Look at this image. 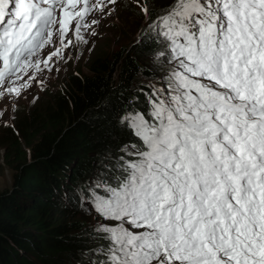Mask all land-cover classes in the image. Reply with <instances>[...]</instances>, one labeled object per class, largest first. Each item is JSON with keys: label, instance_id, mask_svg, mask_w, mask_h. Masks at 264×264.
<instances>
[{"label": "snow or ice", "instance_id": "6c2138e0", "mask_svg": "<svg viewBox=\"0 0 264 264\" xmlns=\"http://www.w3.org/2000/svg\"><path fill=\"white\" fill-rule=\"evenodd\" d=\"M119 2L0 0V117L35 79L21 74L87 43L89 14ZM129 4L168 72L122 120L138 143L82 197L103 241L91 264H264V0Z\"/></svg>", "mask_w": 264, "mask_h": 264}, {"label": "trees", "instance_id": "16d2710c", "mask_svg": "<svg viewBox=\"0 0 264 264\" xmlns=\"http://www.w3.org/2000/svg\"><path fill=\"white\" fill-rule=\"evenodd\" d=\"M119 7L137 14L127 0ZM141 17L135 38L93 49L47 102L21 113L0 136L12 169L11 187L0 190V264H91L99 255L97 225L82 214L95 213L82 197L138 143L122 120L148 110L149 85L157 87L164 64L146 32L150 21Z\"/></svg>", "mask_w": 264, "mask_h": 264}, {"label": "rangeland", "instance_id": "374dc122", "mask_svg": "<svg viewBox=\"0 0 264 264\" xmlns=\"http://www.w3.org/2000/svg\"><path fill=\"white\" fill-rule=\"evenodd\" d=\"M126 2L120 0L116 7V11L111 15H100L98 13H90L87 19V23L91 26L88 31L82 29V33L87 43H80L75 41L73 37V45L65 50L66 55L53 58L48 69L42 67L38 73L30 72L28 75L22 77L27 79L29 75H34V80L28 81V87L22 90V94L16 96L12 95L9 101L2 103V109L4 115L0 117V136L5 133L7 128L14 129L17 118L21 113L29 110L31 107H38L40 104L47 102L50 97V93L54 91V88L58 85L61 77L64 75L73 64H84L87 55L90 54L95 48L108 47L112 48L116 44H122L130 38H135L140 32L142 17L138 13L119 12V6ZM129 2V0H127ZM95 18L98 23L92 24V19ZM130 18L131 20H129ZM122 20V22H121ZM94 30L95 34H90ZM55 45H48L46 50L38 53L37 59H44L48 55V52L53 50ZM96 50V49H95ZM154 59V58H153ZM84 69V66L82 67ZM162 69L158 71L156 77L158 82H164L162 77H165L168 72V65L163 64ZM17 81V85L23 82ZM14 104V108L11 106ZM6 122V123H5ZM24 150L26 147L22 144ZM6 148L0 143V190L4 188H10L12 185V169L6 165L3 159V152ZM83 218L97 225L96 215L82 213Z\"/></svg>", "mask_w": 264, "mask_h": 264}, {"label": "clouds", "instance_id": "9594fccd", "mask_svg": "<svg viewBox=\"0 0 264 264\" xmlns=\"http://www.w3.org/2000/svg\"><path fill=\"white\" fill-rule=\"evenodd\" d=\"M52 46V45H51ZM42 52V51H41ZM45 58V57H44ZM31 72V70L28 72V73H23V74H21L22 75V77H24V76H26V75H28L29 73Z\"/></svg>", "mask_w": 264, "mask_h": 264}]
</instances>
